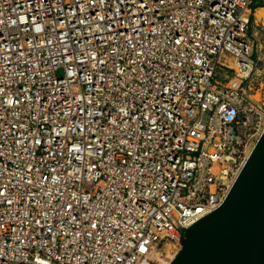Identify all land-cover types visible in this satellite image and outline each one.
I'll return each instance as SVG.
<instances>
[{
	"label": "built area",
	"instance_id": "obj_1",
	"mask_svg": "<svg viewBox=\"0 0 264 264\" xmlns=\"http://www.w3.org/2000/svg\"><path fill=\"white\" fill-rule=\"evenodd\" d=\"M254 1L0 0V264L180 250L264 132Z\"/></svg>",
	"mask_w": 264,
	"mask_h": 264
},
{
	"label": "water",
	"instance_id": "obj_2",
	"mask_svg": "<svg viewBox=\"0 0 264 264\" xmlns=\"http://www.w3.org/2000/svg\"><path fill=\"white\" fill-rule=\"evenodd\" d=\"M180 240L170 264H264V132L223 204Z\"/></svg>",
	"mask_w": 264,
	"mask_h": 264
},
{
	"label": "rangeland",
	"instance_id": "obj_3",
	"mask_svg": "<svg viewBox=\"0 0 264 264\" xmlns=\"http://www.w3.org/2000/svg\"><path fill=\"white\" fill-rule=\"evenodd\" d=\"M253 26H254L253 31L258 39V43H257L258 51H256V53H258V57L260 58L259 66L264 68V19L262 20L257 19L256 22H253Z\"/></svg>",
	"mask_w": 264,
	"mask_h": 264
},
{
	"label": "bare ground",
	"instance_id": "obj_4",
	"mask_svg": "<svg viewBox=\"0 0 264 264\" xmlns=\"http://www.w3.org/2000/svg\"><path fill=\"white\" fill-rule=\"evenodd\" d=\"M256 18L258 20L264 19V7L257 8ZM230 65H232V64L230 63ZM173 244H175V243H173ZM173 258H174V254L168 253L166 256H163L161 258L162 264H170V262L172 261Z\"/></svg>",
	"mask_w": 264,
	"mask_h": 264
},
{
	"label": "trees",
	"instance_id": "obj_5",
	"mask_svg": "<svg viewBox=\"0 0 264 264\" xmlns=\"http://www.w3.org/2000/svg\"><path fill=\"white\" fill-rule=\"evenodd\" d=\"M253 8H260L264 7V0H255L254 4L252 5Z\"/></svg>",
	"mask_w": 264,
	"mask_h": 264
}]
</instances>
